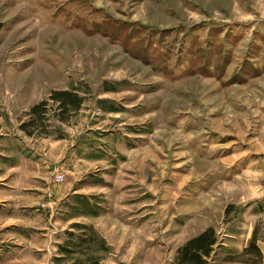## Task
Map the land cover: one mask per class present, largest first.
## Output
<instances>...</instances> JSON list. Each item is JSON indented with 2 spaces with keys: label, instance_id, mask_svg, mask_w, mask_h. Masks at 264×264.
I'll list each match as a JSON object with an SVG mask.
<instances>
[{
  "label": "rangeland",
  "instance_id": "rangeland-1",
  "mask_svg": "<svg viewBox=\"0 0 264 264\" xmlns=\"http://www.w3.org/2000/svg\"><path fill=\"white\" fill-rule=\"evenodd\" d=\"M0 24V199L43 203L0 204V264H171L211 227L212 264L254 230L264 264V0H0Z\"/></svg>",
  "mask_w": 264,
  "mask_h": 264
},
{
  "label": "trees",
  "instance_id": "trees-1",
  "mask_svg": "<svg viewBox=\"0 0 264 264\" xmlns=\"http://www.w3.org/2000/svg\"><path fill=\"white\" fill-rule=\"evenodd\" d=\"M2 25L0 24V32ZM114 89L112 86L107 88ZM49 100L57 105L58 117L62 122H66L67 117L72 113V111H79L84 103V98H82L78 93L71 90L65 91H53ZM47 100H44L29 110L27 113L28 121L21 124L20 129L24 131L29 136H34L36 130H41L48 135L49 121L48 118V104ZM260 211L264 212V201L260 203ZM83 241H85L83 239ZM259 238L257 236V230H254L252 239L247 248L242 251L241 256L245 257L244 264H260L263 260V253L258 246ZM80 242H68L65 246V250L71 248H77ZM218 244V237L216 230L211 227L205 230L200 235L188 240L181 248L176 252L174 260L171 264H212V261L217 255V248L215 246ZM253 257L256 261H253ZM92 264H100L98 261L92 262Z\"/></svg>",
  "mask_w": 264,
  "mask_h": 264
},
{
  "label": "crops",
  "instance_id": "crops-1",
  "mask_svg": "<svg viewBox=\"0 0 264 264\" xmlns=\"http://www.w3.org/2000/svg\"><path fill=\"white\" fill-rule=\"evenodd\" d=\"M45 163H46V161H44ZM44 162H40L39 164H37V165H34V167L36 168L35 170H34V172L32 173L31 172V174H30V171H28V175L26 176L28 179H30V180H32L30 177H33V179L35 178V179H38L39 181L41 180L42 181V179H45V178H43V176H44V171H42V170H44L45 169V167H47L48 169H50V167L48 166L49 164L47 163V165H45L44 164ZM45 165V166H44ZM51 165V164H50ZM41 166V167H40ZM34 173H36V174H34ZM18 174H19V172H18ZM12 176L13 175H15V173H12L11 174ZM40 179H39V178ZM17 180V179H16ZM2 181H4V182H6L7 180L6 179H3ZM44 181V180H43ZM43 181L41 182V183H43ZM33 185V187L32 188H30V191H32V193H30V195H29V197L30 198H28V199H25V200H20V201H18L17 199H14V198H3V197H1V199H0V204L1 205H3V206H5V204H8V205H12V206H14V207H16V208H22V207H31V210H32V208L34 207V206H37V205H39V203H40V198H38V200H37V198H35L34 197V194L36 195L37 193H39V191L42 189L40 186H41V184H34V183H32ZM44 184V183H43ZM6 185V184H5ZM5 185H3V187L2 188H5L4 186ZM43 186V185H42ZM26 188H29V187H26ZM26 188H24V189H26ZM19 188H15V187H10V189L8 190V191H11L10 192V195H13L14 194V192H15V190H16V192H18L19 190H18ZM43 191V190H42ZM42 193H44V192H42ZM40 194H41V192H40ZM8 196V195H7ZM40 196V195H39ZM49 196H50V194H49ZM42 198V197H41ZM40 204H43V203H40ZM38 211H41V209L40 210H38ZM44 212V210L42 211V213ZM41 213V212H40ZM47 215V217H49L50 216V213H48V214H46Z\"/></svg>",
  "mask_w": 264,
  "mask_h": 264
},
{
  "label": "built area",
  "instance_id": "built-area-1",
  "mask_svg": "<svg viewBox=\"0 0 264 264\" xmlns=\"http://www.w3.org/2000/svg\"><path fill=\"white\" fill-rule=\"evenodd\" d=\"M65 177H64V174L61 173V172H56L55 174V182L57 183H62L64 181Z\"/></svg>",
  "mask_w": 264,
  "mask_h": 264
}]
</instances>
